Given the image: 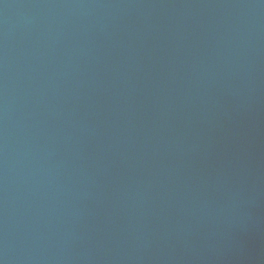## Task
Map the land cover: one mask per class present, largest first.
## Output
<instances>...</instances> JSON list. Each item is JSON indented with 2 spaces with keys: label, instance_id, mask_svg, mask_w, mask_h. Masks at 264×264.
<instances>
[{
  "label": "water",
  "instance_id": "obj_1",
  "mask_svg": "<svg viewBox=\"0 0 264 264\" xmlns=\"http://www.w3.org/2000/svg\"><path fill=\"white\" fill-rule=\"evenodd\" d=\"M0 264H264V0H0Z\"/></svg>",
  "mask_w": 264,
  "mask_h": 264
}]
</instances>
